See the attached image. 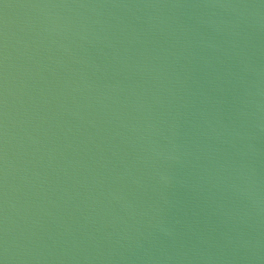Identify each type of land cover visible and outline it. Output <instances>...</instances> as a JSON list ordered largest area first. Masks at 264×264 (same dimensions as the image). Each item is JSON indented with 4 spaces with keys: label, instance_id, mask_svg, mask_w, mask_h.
<instances>
[{
    "label": "water",
    "instance_id": "1",
    "mask_svg": "<svg viewBox=\"0 0 264 264\" xmlns=\"http://www.w3.org/2000/svg\"><path fill=\"white\" fill-rule=\"evenodd\" d=\"M0 264H264V0H0Z\"/></svg>",
    "mask_w": 264,
    "mask_h": 264
}]
</instances>
